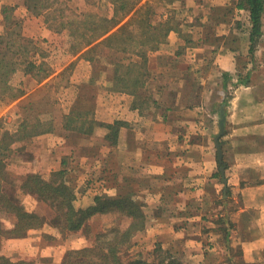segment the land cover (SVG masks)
I'll use <instances>...</instances> for the list:
<instances>
[{
	"label": "crops",
	"instance_id": "0c3cea01",
	"mask_svg": "<svg viewBox=\"0 0 264 264\" xmlns=\"http://www.w3.org/2000/svg\"><path fill=\"white\" fill-rule=\"evenodd\" d=\"M190 4L182 1L186 8ZM17 8L27 11L20 4ZM196 9L217 16L214 38L208 43L201 30L182 39L171 30L163 43L149 49L141 83L153 91L152 99L140 101L136 89L116 88L113 75L88 57L80 78L71 77L64 87L70 98L56 104L62 109L53 115V129L26 139L23 146L38 156L37 167L54 171L66 164L74 173V188L95 190L89 186H96L94 177L105 170L109 187L103 193L142 203L146 225L133 235L130 255H171L185 264H264V19L251 43L247 9L230 0H199ZM158 15L167 17L164 11ZM84 85L87 100L80 95ZM75 104L90 109L86 131L68 132L63 126ZM115 125L117 141L107 130ZM39 234L31 230L23 240L7 242L17 244L19 249L11 248L22 258L36 259ZM140 246L144 250L135 249Z\"/></svg>",
	"mask_w": 264,
	"mask_h": 264
},
{
	"label": "rangeland",
	"instance_id": "374dc122",
	"mask_svg": "<svg viewBox=\"0 0 264 264\" xmlns=\"http://www.w3.org/2000/svg\"><path fill=\"white\" fill-rule=\"evenodd\" d=\"M135 1L5 0L1 2L0 54L6 53L7 57L12 61L10 68H14V70L10 72L11 74L7 78L10 85L22 90V94L15 99L6 100V98H0V151L4 152L2 159L4 162L3 171L4 167L6 170L5 174L0 171V187L5 191L8 189L7 187H10L11 183L13 185L17 184L20 177L28 172L39 174L40 177L46 180L52 179V171L37 167L38 156L33 150L24 148L27 145L23 146V142L27 138L24 139L22 136L27 133V130L35 131V129H39L36 125V121L39 118L45 123V127L49 124H54L53 115L59 113L60 109H62H59L56 105L60 101L59 99L70 98V89L66 93L64 87L70 82L71 77L80 78V71L85 66L82 63L88 57H92L95 64L101 70L109 72L110 75H113L114 69L119 65L118 73L123 80L124 78L126 79V81L122 82L127 85L128 89L135 87L138 100L148 101L152 99L154 94L153 91L144 89V84H142L144 79L146 80L145 75H143L145 55L149 50L151 44L149 39L152 35L162 37L165 29V26L161 24L151 27L148 23L149 21L152 20L157 23L160 20L158 14L164 11L167 14L164 19H169L168 24L171 25L169 31L177 32L182 39L196 36L201 30L208 36V43L214 38V22L217 16L205 12L204 15L202 13L199 14L202 12L196 9V3L199 0H137L140 1L137 2V7L142 6L137 13L132 12V15L131 13L129 14L132 18H129V15L126 17L127 21L122 28L114 27L115 34L111 38L99 40L89 50L81 53L78 58L73 57L79 52L74 51L76 49L74 47H77L82 41V33H87L86 36L91 33V31L87 32V27H96L97 24L104 26L109 23L112 17L116 20L121 18V14L131 7ZM182 1L191 4L186 8V6L182 5ZM200 1L202 2L203 0ZM230 1L236 3L237 0ZM19 4L26 7L27 11L22 10V8L15 9ZM182 7H184V10H182ZM153 9H155V12L152 11ZM239 16L242 18L241 15ZM228 17H230V14H228ZM190 19H193L191 23L195 25L194 27H190ZM123 21L124 19L121 20V23ZM199 26L202 27L200 28ZM141 39L145 41L140 42ZM164 41L165 39L158 41V43L155 42L156 48ZM135 55L138 56L141 62L132 65V63H135ZM60 66L64 68L56 76L31 91L25 98L22 97L24 93L28 92L29 88H34L38 82H41L51 74L49 73L48 76L41 79L45 72H54ZM140 73H142V77L134 86V76H139L140 78ZM27 74L30 75L29 78H25ZM165 78L164 76L160 81H165ZM79 81L84 83L82 80ZM111 81L113 82V80ZM4 86L2 82L0 87L3 88ZM80 91V95H84L85 100H87L88 88L84 85ZM76 104L71 105L70 112L67 113L74 112L75 115H70V118L65 117L70 120L72 126L84 127L88 121L90 109L77 107L78 105ZM62 115H65L64 112H62ZM65 117L62 119L63 123ZM70 130L68 129V132ZM107 130L111 139L117 141L120 132L119 126L115 125L110 127V129L107 128ZM11 135L14 136L12 143L9 141ZM115 136L116 138H113ZM0 157L2 158L1 155ZM62 167L65 168L67 182L73 187L75 196L73 203L76 207H85L91 204L92 196L100 194L99 190L102 193L105 192V189L109 187L104 184L107 180V177L103 176L106 173L104 170L101 171L102 175L98 174L94 177L96 179L94 183L98 188L89 186L93 187V189L95 187V190L91 191L92 189H87L88 186L85 185L84 187L77 188L78 186H76L74 188L73 182L76 180L74 173L67 169L66 164ZM27 168H29L28 171L25 170ZM106 176L110 178V175L106 174ZM4 181H9V183L7 182L6 184ZM15 193L18 200L26 208L43 216L45 222L39 227L28 230V232L31 230L40 231V246L34 249L38 252L36 259L22 258V253L16 250L19 249L16 247L17 244L13 242L9 246L10 244L7 242L9 238L23 240L28 232L20 237H0V254L8 256L12 260L26 259L32 260L36 264H62V260H64L68 251L72 252L94 243L96 233L102 232L104 230L103 227L106 225H111V218H114L112 214H97L80 230L60 231V226L49 223V218L55 212L53 208L47 203L38 200L34 194L18 189L15 190ZM78 198L84 201H80ZM0 217L4 220V225L9 226L10 219L4 218L2 214H0ZM137 248L144 250L142 246L135 249ZM131 251L129 250L130 253Z\"/></svg>",
	"mask_w": 264,
	"mask_h": 264
},
{
	"label": "trees",
	"instance_id": "16d2710c",
	"mask_svg": "<svg viewBox=\"0 0 264 264\" xmlns=\"http://www.w3.org/2000/svg\"><path fill=\"white\" fill-rule=\"evenodd\" d=\"M137 2L140 1L136 0L131 7L121 14V18L116 20L112 17L109 20V23L104 26L97 24L96 27H87V32L91 31V33L87 36V33H82V41L77 47H74L76 48L74 51H81L100 37H102L100 40L111 38L115 34V30H113L114 27L117 26V28H122L123 24L127 21L126 17L130 13L132 15V12L137 13L142 6L137 7ZM235 5L238 8L248 10L251 24L249 39L251 43L256 42L257 37L261 33L262 19L264 15V0H237ZM131 15H129V18H132ZM123 19L124 21L121 23V20ZM148 23L151 27H156L160 24L165 26L162 37L152 35L149 39V42L151 43L149 49H154L156 48V43H158V41L165 39L171 25L168 24L169 19H160L154 24L152 21H149ZM143 41L145 40L141 39L140 42ZM95 44L96 43L91 47ZM11 64L12 61L7 57L6 53L0 54V84L3 82L5 85L3 88L0 87V98H6V100L15 99L22 94V90L10 85L7 79L11 74L10 72L14 70V68H10ZM135 64L136 63H132V65ZM117 66L119 67V65ZM118 67L113 71V82L116 88L123 87V89L135 91V87L133 89H128L127 85L122 82L126 81V79H122V76L118 73ZM49 73L51 72H45L41 79L48 76ZM139 75L140 78L139 76H134V86L135 83L141 79L142 73ZM72 114H74V112L68 114L67 117L70 118V115ZM68 118L66 119L65 117L63 123L65 128H73V130H88V121L86 122V126L76 127L71 125ZM36 125L39 129H35V131L27 130V133H24L22 137L28 139L34 135L51 131L53 129L52 124L45 127V123L40 118L37 119ZM114 138H116V136ZM13 140L14 136L11 135V138H9L10 143H12ZM3 153V151H0V155L2 156V158L0 157V171H3L4 166L2 160ZM5 172L6 170L4 167L2 173L5 174ZM65 173V168L61 167L58 170L52 171V179L46 180L40 177L39 174L28 172L20 177L17 184L13 185V183H11L6 191L0 187V214L11 221L9 226H5L4 220L0 217V237H20L25 235L28 230L39 227L45 222L43 216L26 208L24 204L18 200L15 193V190L18 189L26 193L34 194L38 200L47 203L53 208L55 212L54 215L49 218V223L60 226V231L80 230L94 215L97 214L114 215V218H111V225H106L103 227L104 230L102 232L100 231L96 233L94 243L72 252L68 251L66 257L62 260V264H185L179 257L171 255H165L158 259H149L141 255L128 254L127 250L131 245L133 235L143 229L146 225L147 217L142 203L137 202L130 196H109L105 193H101L94 196L91 204L85 207H76L73 203L75 198L73 187L67 182L68 179H66ZM9 181L11 182V180ZM9 181H4V183L7 184ZM0 264L36 263L32 260L26 259L12 260L10 257L0 254Z\"/></svg>",
	"mask_w": 264,
	"mask_h": 264
}]
</instances>
